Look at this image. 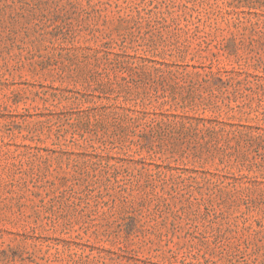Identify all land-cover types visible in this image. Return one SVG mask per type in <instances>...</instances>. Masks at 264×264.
Returning a JSON list of instances; mask_svg holds the SVG:
<instances>
[{
    "label": "rangeland",
    "instance_id": "rangeland-1",
    "mask_svg": "<svg viewBox=\"0 0 264 264\" xmlns=\"http://www.w3.org/2000/svg\"><path fill=\"white\" fill-rule=\"evenodd\" d=\"M0 264H264V0H0Z\"/></svg>",
    "mask_w": 264,
    "mask_h": 264
}]
</instances>
